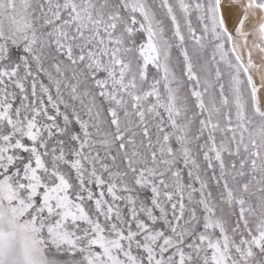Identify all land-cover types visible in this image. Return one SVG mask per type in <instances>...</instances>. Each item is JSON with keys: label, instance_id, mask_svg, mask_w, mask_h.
Here are the masks:
<instances>
[{"label": "snow or ice", "instance_id": "1", "mask_svg": "<svg viewBox=\"0 0 264 264\" xmlns=\"http://www.w3.org/2000/svg\"><path fill=\"white\" fill-rule=\"evenodd\" d=\"M0 264H264V0H0Z\"/></svg>", "mask_w": 264, "mask_h": 264}]
</instances>
